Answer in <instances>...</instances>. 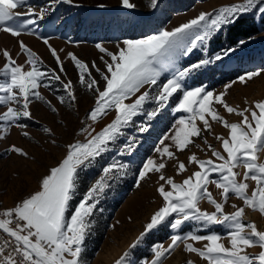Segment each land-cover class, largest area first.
<instances>
[{
    "label": "snow or ice",
    "instance_id": "obj_1",
    "mask_svg": "<svg viewBox=\"0 0 264 264\" xmlns=\"http://www.w3.org/2000/svg\"><path fill=\"white\" fill-rule=\"evenodd\" d=\"M62 2L71 4L73 0ZM121 2L125 9L136 7L131 0ZM156 5L157 0H151V7ZM19 8L25 10L17 11ZM48 12V7L37 10L29 0H0V31L13 37L34 35L36 29L30 26L43 20ZM245 15L259 16L264 21V0H239L201 11L171 30L123 39L116 43L115 52L97 43L103 67L95 61L89 66L76 54L66 53L78 72L79 84L94 96V105L77 132L83 139L61 146L52 127L40 126L39 131L47 134L48 142L64 151L41 175L37 190L21 197L14 206L0 209V233L6 234L0 242V264H84L86 239L98 205L106 190L128 174L130 164L121 158L131 156L140 144L126 130L135 126L139 133L148 132L149 122L165 110L177 118L158 139L154 155L144 159L136 173V187L156 175L160 205L115 264H135L129 259L133 251L154 230L168 227L173 230L170 243L152 246L151 258L140 260L139 264H164L181 244L183 251L195 254L206 264H264V230H259L255 221L244 220L246 208L264 217V162L259 155L264 152V100H246L245 107H234L226 100L232 83L218 93L187 83L194 72L230 58L247 44L240 39L235 47L221 45L216 52L209 47L210 41L218 39L225 28L235 27ZM18 43L20 53L16 58L7 49L2 51L5 63L0 67V108L4 110L0 111V141L6 140L13 129L23 138L32 139L31 123H40L32 111L35 102L59 115L57 104L71 107L77 101L72 81L62 80V75H66L64 61L48 38H43V43L58 71L46 66L41 56L22 40ZM197 50L202 55L196 62L183 68L177 65L181 57ZM19 55L25 57L23 64L17 63ZM262 73L264 69L246 72L238 81L246 84ZM57 82L63 94L54 92L57 103H53L40 89H53ZM221 108L241 119L230 122ZM113 112L114 117L97 130L96 126ZM140 116L146 120L137 125L136 118ZM214 124L227 130V135L216 133ZM209 136L219 147L209 142ZM121 138L126 139L121 142ZM192 147L211 155L200 158L191 152ZM185 150L191 152L187 163L179 159ZM7 153L34 159L15 143L5 149ZM169 166L174 175L166 174ZM189 166H195V170L189 173ZM186 173L189 174L183 175ZM181 175L183 179L178 182L175 177ZM85 176H91L92 182L77 199ZM213 186L216 195L211 190ZM232 197L242 201V206L233 203L234 211L227 212L225 207ZM204 201L212 206V211L202 207ZM189 221L205 229L221 226L226 234L182 232ZM197 243L202 246H195ZM256 248L258 252L250 251ZM186 264L196 262L190 259Z\"/></svg>",
    "mask_w": 264,
    "mask_h": 264
},
{
    "label": "rangeland",
    "instance_id": "obj_2",
    "mask_svg": "<svg viewBox=\"0 0 264 264\" xmlns=\"http://www.w3.org/2000/svg\"><path fill=\"white\" fill-rule=\"evenodd\" d=\"M131 2L136 5L134 9H125L121 0H73L71 4L62 2V0H29V3L34 5L37 10L40 7L49 8V12L43 20H39L36 25L30 26L36 29V34L29 35L25 33L19 37H13L9 33L0 31V67L5 63L2 51L7 49L16 58L17 54L20 53L18 41L22 40L41 56L46 66L58 71V66L50 55L48 46L43 43V38H48L49 44L57 49L58 54L64 61L66 75H62V80L72 81L75 95L77 96V101L71 107L57 104V107L61 109L59 115L51 113L47 105L35 102L32 106V111L40 123L29 122L31 123L29 131L32 139L23 138L17 130L13 129L6 140L0 141V209L14 206L21 197L37 190L38 180L41 175L45 173L49 166L54 165L63 154V147L51 145L48 142L47 134L39 131L41 125L52 127L55 130V138L61 146L76 139H83V137L77 136V132L82 126L81 122L86 120V113L94 105V96L84 86L79 84L78 72L70 59L66 57V53L76 54L78 58L87 62L89 66H91V62L95 61L97 65L103 67L100 61L102 54L95 47L97 43H101L109 50L115 52L116 43L123 39L143 38L147 35L156 34L160 30H171L181 23L194 18L201 11H211L213 8L239 2V0H157L155 8L151 7V0H131ZM99 5H104V7H99ZM24 10L25 8L17 9V11ZM113 12L120 14L122 21L127 23L124 28L117 17L113 15ZM255 17L260 23V17ZM159 18L164 21L160 28L157 26L158 23H156ZM73 19L91 22L84 29L92 30V33L87 30L83 32L82 23L76 25L77 21H73ZM100 20L106 23L104 29H99L102 26L99 23ZM129 22H132L131 25H134L131 27H136V29H130ZM246 41H248L247 44L238 48L235 54L220 62V66L217 69H211V73H218L221 71L227 72L232 68L241 66L240 70H243V73L234 79L223 80L211 87L205 85L208 90L218 93L223 91L226 85L232 83L226 100L230 105L239 106L240 108L246 106V100L249 103L264 100V73L254 77L246 84L238 81V77L246 72L264 69V30L252 37L251 40ZM195 55H202V53L197 50L187 57H181L177 61V65L181 68L185 67L189 58ZM236 58L240 59L236 60ZM24 62L25 57L19 55L17 63L23 64ZM207 74L208 72L205 68L201 69L194 75L192 74L193 78L189 79L187 83L190 86H201V82ZM93 75L97 74L93 72ZM40 91L53 103H57L54 98V92L55 94H63L59 82L55 83L53 89L41 88ZM178 98L176 99L178 100ZM3 110V108H0V111ZM220 111L230 122H236L241 119L235 115H228L222 108ZM113 117L114 112L102 124L96 126L97 130ZM176 118L177 115L171 113L170 110H165L163 114L149 122L151 127L148 132L139 133L135 126L126 130L129 135H135L139 139L140 144L131 156L121 158L130 164L128 174L106 190L98 205V210L93 217L92 231L86 239V248L83 253L84 264H115V261L127 250L129 244L143 231L150 215L160 205V198L155 190L156 175H152L150 180L142 181L141 186L136 187V173L141 162L147 157L154 155L153 148L155 144L164 133L169 131ZM145 120L146 117L144 116L137 117L136 124L138 125ZM88 122L90 123V121ZM214 131L218 134L227 135V130L218 124H214ZM124 139L126 138H121V142ZM196 142L201 143L199 139ZM209 142L219 147L211 136H209ZM13 143L27 150L30 157H34V159H26L14 153L5 154V149ZM191 152L196 153L200 158H207V156L211 155L208 152L206 156L204 152L195 147H192ZM191 152L185 150L184 153L179 154V159L187 163V157ZM259 155L261 161L264 162V152ZM193 170H195V166H189V173ZM239 171L242 174L243 169ZM97 174L98 170L92 173L93 176ZM166 174L174 175L171 166L167 168ZM183 175L176 176V180L178 182L182 180ZM91 182V176L83 178L81 192L78 193L77 199L81 197L83 191L86 190ZM249 183L251 187H255L254 182L249 181ZM211 190L216 195L214 186ZM233 203L242 206V201L232 197L228 205H226L225 211H234L231 207ZM202 207L208 211L213 210L212 206L208 205L206 201L202 202ZM244 220L245 222L255 221L259 230H264V217H261L258 212L246 208ZM192 230L201 235H207L210 231H216L221 235L226 234L221 226H212L211 229H205L191 221L186 222L182 232ZM172 234L173 230L170 227L154 230L145 238V241L138 249L133 251L129 259L134 261L135 264H139L140 260L151 258L152 246L158 243L167 246L170 243L169 238ZM195 246L201 247L202 244L197 243ZM250 251L258 252L259 249H251ZM190 259L194 260L196 264H206L205 261L200 260L195 254L183 251L182 244L164 260V264H186Z\"/></svg>",
    "mask_w": 264,
    "mask_h": 264
},
{
    "label": "trees",
    "instance_id": "obj_3",
    "mask_svg": "<svg viewBox=\"0 0 264 264\" xmlns=\"http://www.w3.org/2000/svg\"><path fill=\"white\" fill-rule=\"evenodd\" d=\"M110 14H112V13H110ZM113 15H115L117 17L120 24L124 28L125 27L124 25H126L127 23L125 21H122L121 15L118 13L115 14V12H113ZM129 18H131V17H129ZM73 21H77L76 25H78L79 23H82L83 32H86V30H87V29H84V27H86L87 25H89L91 23V22H86V20L80 21L77 19H73ZM99 23L102 24V26L99 29H104L106 23H104L102 20H100ZM156 23H158L157 26L160 28L162 26V23H164V21L161 20V18H159V20H157ZM128 24L130 25V27L134 25V24L131 25L132 22H129ZM89 27H90V29H92L91 26H89ZM130 29H136V27H131ZM263 30H264V21L260 20V23H258L257 18L255 16L245 15L244 18L240 21V23L237 24L235 27H232L230 30L228 28H225L224 31L219 34L218 39H214L213 41H210L209 47H210L212 52L219 51L221 45L226 46V47H235L238 40H240V39L249 40V37H254V36L260 34L261 32H263ZM87 31L92 33V30H87ZM200 57H201V55L191 56L189 58V60L187 61V65L185 67H187L191 63L196 62ZM239 59L240 58H236V60H239ZM219 66H220V62H214L212 65L207 66L205 68L206 71L208 72V74L205 77V79L201 82V85H203V86L206 85L208 87H211V86L216 85L217 83H219L223 80L228 81V80L234 79L239 74L243 73V70H240L241 66H238L236 68H232L227 72L221 71L218 73H211V69L215 70ZM194 73H196V72H194ZM194 73H193V75H194Z\"/></svg>",
    "mask_w": 264,
    "mask_h": 264
},
{
    "label": "built area",
    "instance_id": "obj_4",
    "mask_svg": "<svg viewBox=\"0 0 264 264\" xmlns=\"http://www.w3.org/2000/svg\"><path fill=\"white\" fill-rule=\"evenodd\" d=\"M5 235H6V234L0 233V242L3 241V239L5 238Z\"/></svg>",
    "mask_w": 264,
    "mask_h": 264
},
{
    "label": "bare ground",
    "instance_id": "obj_5",
    "mask_svg": "<svg viewBox=\"0 0 264 264\" xmlns=\"http://www.w3.org/2000/svg\"><path fill=\"white\" fill-rule=\"evenodd\" d=\"M247 218H249V217H247Z\"/></svg>",
    "mask_w": 264,
    "mask_h": 264
}]
</instances>
